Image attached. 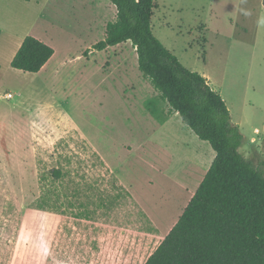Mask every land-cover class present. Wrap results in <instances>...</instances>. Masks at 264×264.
Returning a JSON list of instances; mask_svg holds the SVG:
<instances>
[{"label": "rangeland", "instance_id": "374dc122", "mask_svg": "<svg viewBox=\"0 0 264 264\" xmlns=\"http://www.w3.org/2000/svg\"><path fill=\"white\" fill-rule=\"evenodd\" d=\"M75 1L49 0L45 7L41 1L25 11L20 7V18L34 20L31 35L56 51L46 71L23 73L1 63L0 264H86L76 238L87 240L91 230L75 228L79 213L92 215L100 228L95 233L99 239L106 223L114 226L110 237L115 264H121L119 229L143 231L147 223L105 161L127 180L140 178L139 195L146 206L161 203L172 187L143 182L144 176L153 174L151 165L139 162L129 150L156 138L168 104L161 99L166 107L160 102L154 109L144 97L131 98L134 88L140 95L145 88L153 90L139 71L133 46L91 53L98 38L87 33L89 16L78 13ZM156 4L154 36L184 67L210 80L245 136L241 154L264 173L262 2L156 0ZM8 93L12 98H4ZM179 119L181 125L174 128L181 138L204 154H215ZM162 157L164 165L169 156ZM178 169L180 173L183 163ZM177 196L169 207L172 217L162 225L163 236L191 200ZM165 209L169 211L160 207ZM126 234L131 264H144L164 241L161 237L143 246L141 236Z\"/></svg>", "mask_w": 264, "mask_h": 264}, {"label": "trees", "instance_id": "16d2710c", "mask_svg": "<svg viewBox=\"0 0 264 264\" xmlns=\"http://www.w3.org/2000/svg\"><path fill=\"white\" fill-rule=\"evenodd\" d=\"M110 2L116 20L93 49L131 42L139 71L168 104V115L178 113L216 153L177 224L145 264H264V173L241 154L245 136L227 103L205 76L184 67L154 36L155 0ZM54 54L48 44L27 36L11 67L37 74Z\"/></svg>", "mask_w": 264, "mask_h": 264}, {"label": "crops", "instance_id": "0c3cea01", "mask_svg": "<svg viewBox=\"0 0 264 264\" xmlns=\"http://www.w3.org/2000/svg\"><path fill=\"white\" fill-rule=\"evenodd\" d=\"M41 1L43 2L42 6L45 7L49 0H0V73L2 70L1 63H5L7 66H9L21 48L25 38L27 36H32V30L35 26L34 20H31L28 17L20 18V15H22L20 7L25 11L31 9V7L34 5L39 6ZM260 1L263 5V0ZM73 5L79 8V14L82 16H89V19L87 18L88 21L86 20L85 29L88 34L94 36L96 35L98 38V40L95 39L97 41H95L93 44L96 45L98 42L104 40L107 25L110 22H114L117 15V9L110 2V0H76ZM261 9L264 13V6ZM156 11L157 10H155V12ZM155 19L156 16L154 15L153 29L155 27ZM80 21H82V19ZM41 38L44 39L43 37ZM130 44L132 45L131 42H127L115 47H110L101 52L95 51L94 49L90 51L91 53L97 52L103 54ZM132 50L136 54V49L134 48ZM56 55L57 54L55 51L52 59L37 74L46 71L53 63ZM211 85L213 86L212 83ZM153 91L154 89L147 90L145 88L144 92H142L140 95L139 89L134 88L131 98H136V96L144 97L150 102L152 108L155 109L157 105L160 104L161 98L158 96L157 92L155 94ZM8 94H6L4 98H6ZM129 102L131 103V101ZM162 104L165 105L164 103ZM164 107H166V105ZM179 117L180 116L178 113L162 117V121L160 124L158 123L159 130L157 129V136L154 138V140L149 139L136 146L135 149L132 147L129 148L130 152H132L131 154L134 153L132 156L135 157V159H138L139 162L146 166L151 165L153 174L150 173L144 176L142 178L144 179L143 182H146L148 186H154L158 182H163L166 183V185L172 186L171 189L166 190L167 193L165 197L162 198L161 203L156 204L151 202L149 205L146 203L147 206L144 205L139 195V189L141 188L139 183V181H141L139 180L140 178L137 179V181L127 180L122 177L121 174H117L116 170L112 169L110 164L105 161L106 167L110 173L114 175L117 185L122 191L126 192V195H128L129 199L134 200L139 208V212L144 218V221L147 223L146 229L143 231H131V229H125V227L119 229L123 239L122 243L124 248V252H122L121 264H131V254L128 253V248L130 247V235L126 234V232H130L134 236H141L143 246L149 245L157 238L163 237L165 239L173 227L177 224L176 223L172 227H170L171 225L168 226L169 230L166 232V235L163 236V234H161L162 225L165 221L172 217L173 212L171 209H169V207H173L177 202L178 193H181L187 197L190 196L191 199L193 198L215 160L216 153L214 154L213 152L208 151L204 154L200 149H194L193 145H191V142L180 137L179 133L174 128L176 124H178V127L181 125ZM152 149H154L155 152L152 151ZM93 150L95 151V149ZM96 153L101 157L98 152ZM162 154L169 156V159L167 160L168 162L164 165L161 161H159L160 158H163ZM101 159L103 158L101 157ZM181 163H183V169L180 171V173L178 172V174V166ZM203 167L206 168V170H204ZM202 172L203 175H201ZM116 197L117 196H114V201L116 200ZM145 199L147 200V195H145ZM162 206L163 208L168 207L170 212L166 209L162 212L160 210V207ZM74 220L75 228L78 231L80 228L81 230L82 228L85 230H91L90 236L87 240H84L83 236L80 238L78 236V238H76L77 245L80 247V254L83 256V261H85L86 264H115L116 254L114 252V243L113 238L110 237V235L115 231L114 226L106 223L105 228H102L101 230L103 233L101 232V238L99 239V235L96 236L95 233L100 230V228L98 223L92 219V215L84 216L82 213H79L76 215V217H74ZM64 222L65 220L61 218L59 223L62 225ZM78 231H76V235L78 234ZM153 253L154 252L149 255L148 259L153 255Z\"/></svg>", "mask_w": 264, "mask_h": 264}, {"label": "built area", "instance_id": "2783aa9c", "mask_svg": "<svg viewBox=\"0 0 264 264\" xmlns=\"http://www.w3.org/2000/svg\"><path fill=\"white\" fill-rule=\"evenodd\" d=\"M6 98H12V95L11 94H8L7 96H6ZM256 133H260L258 130L256 131Z\"/></svg>", "mask_w": 264, "mask_h": 264}]
</instances>
